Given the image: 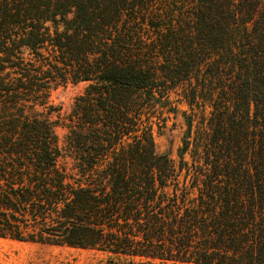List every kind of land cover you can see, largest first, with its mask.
Wrapping results in <instances>:
<instances>
[{"label":"trees","instance_id":"trees-1","mask_svg":"<svg viewBox=\"0 0 264 264\" xmlns=\"http://www.w3.org/2000/svg\"><path fill=\"white\" fill-rule=\"evenodd\" d=\"M57 82L89 84L63 143ZM177 89L176 161L153 120ZM0 238L264 264V0H0Z\"/></svg>","mask_w":264,"mask_h":264},{"label":"rangeland","instance_id":"rangeland-1","mask_svg":"<svg viewBox=\"0 0 264 264\" xmlns=\"http://www.w3.org/2000/svg\"><path fill=\"white\" fill-rule=\"evenodd\" d=\"M88 85V83L57 82L50 87L48 109L44 110V113H50L51 120L59 123L56 132L62 143L66 136V130L62 128L64 119ZM39 111L43 112L42 109ZM184 113L187 116L193 115L184 100L182 89H177L170 94L167 107L162 110L165 121L153 120L156 152L160 155H169L176 161L187 130ZM209 113V108L205 109V114ZM186 160H189L188 156ZM0 264H110V261L107 255L96 251L0 238Z\"/></svg>","mask_w":264,"mask_h":264}]
</instances>
